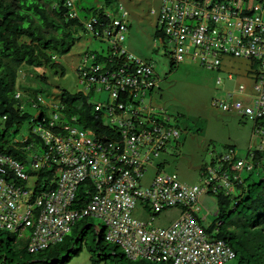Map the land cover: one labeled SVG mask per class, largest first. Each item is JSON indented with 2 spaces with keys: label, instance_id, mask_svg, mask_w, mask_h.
<instances>
[{
  "label": "built area",
  "instance_id": "obj_1",
  "mask_svg": "<svg viewBox=\"0 0 264 264\" xmlns=\"http://www.w3.org/2000/svg\"><path fill=\"white\" fill-rule=\"evenodd\" d=\"M158 17L172 48V60L178 64L191 59L190 48L195 47L202 52L196 51L193 60L209 69L221 66V50L235 57L259 61L264 71V3H253L250 8L245 0H163ZM219 23L224 24L222 29L231 28L232 31L229 34L218 31L216 25ZM114 24L115 29H107L105 33L112 43L116 40L111 38L115 31V37L122 42L127 31L125 21L115 20ZM88 28L93 29V25L88 23ZM122 53L138 65L136 74H125L124 70L98 74L99 68H95L94 75H86V88L106 84L109 87L110 80H115L113 97H117L119 88L129 86L139 98L145 94L142 90L157 85L152 63L137 60L124 49ZM93 82L99 84H91ZM221 82L219 79L218 84ZM254 91L259 94L254 107L246 106L241 100L232 104L220 100L219 106L214 102L213 105L223 111L236 110L239 115L253 119L256 124L254 136L261 140L245 157L230 149L229 154L221 158L220 169L208 166L202 186L183 183L176 174L159 171L148 189L139 188V182L147 172L146 166L152 162L150 153L142 156L140 149L144 145L159 152L166 139L178 136L176 130L157 128L153 133L144 131L135 135L130 133L134 129L130 122L120 120V125L126 124L132 130L124 132L123 141L112 142L90 137L77 128L70 127L71 135L65 137L38 128L36 132L45 140L46 154L35 157L34 169L55 171L57 188L38 194L34 186L29 204L22 211L20 201L30 190L7 178L11 172H15L20 180H29L30 175L23 164L0 152V229L17 232L19 238L24 237L25 230H31L28 251L37 253L62 242L80 219L98 217L106 223V242L117 244L133 261L224 264L235 259L236 253L225 241L212 237L203 229L199 212L204 194L216 195L224 189L232 193L235 182L241 179L240 173L245 169L253 170L259 164H255L254 159L256 152H264V125L260 123L264 118V72ZM244 92L245 87L241 86L238 96H243ZM101 107L99 104L97 109ZM132 116L136 119L137 112L132 111ZM57 119L56 115L52 127ZM117 119H113L114 122ZM34 147L31 145L28 149ZM261 163L264 165V156ZM227 164H233V176L225 171ZM91 180L96 184L97 194L85 209L75 208L78 191ZM138 201H142L152 214L149 223L133 218L132 212ZM176 207L183 208L184 213L171 228L154 227L155 215ZM210 214L207 211L203 220Z\"/></svg>",
  "mask_w": 264,
  "mask_h": 264
},
{
  "label": "trees",
  "instance_id": "obj_2",
  "mask_svg": "<svg viewBox=\"0 0 264 264\" xmlns=\"http://www.w3.org/2000/svg\"><path fill=\"white\" fill-rule=\"evenodd\" d=\"M97 1L98 4L90 6L91 3L94 4L90 0H75L72 4H70L71 0H0V127L4 128V132L0 134V152L13 160L19 161L24 165V169H26L24 163L27 162L25 157L27 153L24 151L23 146L29 147L33 145V142L30 139L16 141L15 136L19 134L18 127L29 119H32L33 123L32 136L36 138V142L44 150L45 140L36 132L38 128L51 130L55 132L54 134L65 137L71 135V127L85 131L88 136L98 137L100 140L123 141L124 132L131 128L126 124L115 123L113 119L120 118L119 116L127 111L131 113V116L129 118L122 117L120 120L125 123L130 122L131 127L134 128L133 131H130L131 134L134 132L135 135H139L144 131L153 133L157 128L179 131L177 127L161 123L157 117L159 115L155 112L152 104L146 103L148 93L152 97L155 90L161 88V79L157 74L155 76L158 82L157 85L142 90L145 94H141L139 98L134 88L129 86L124 89L119 88L117 97H113V90L116 88L115 80H110L109 87L108 84L91 85L90 88L85 89L87 92L81 91L73 94L67 90H61L57 95H49V97H54L57 100L54 105L59 107L58 111L56 110V114L59 112V120L56 121L54 127L51 126L54 117L53 109H50L42 95L29 93L30 97H26L30 100L32 108L42 110V112L36 117H32L27 112L26 102L28 101H26L24 94L17 89L19 73L23 66L35 69H56L57 74L65 76L66 71L63 67L60 70L59 67L61 66L57 63V60L59 57L71 52L77 42L73 34L77 35L79 31L92 33L95 39L108 42L113 48L117 46V43H115L117 42L116 32L114 31V35L111 37L116 40L111 43L105 31L115 29V20H121L112 15L117 11V14H120L119 10H122L121 3L116 0ZM256 1L264 2V0ZM90 12H93V16L88 18L87 15ZM74 13L75 16H73ZM96 13H98V16L95 15ZM125 13L129 15L124 10L122 18L127 17V15L124 16ZM152 15L157 16V12ZM122 20L124 21V19ZM88 23L93 25V29L88 28ZM97 33L99 34L97 35ZM156 37L164 43L168 41L167 44H169L164 27L156 32ZM118 48L119 45L110 57L93 54L92 57L96 65L92 70L85 65L79 66L76 70L80 84L83 81L82 84H85L86 87V84H88L87 79H85L88 78L86 75L89 77L94 75L92 71L95 68H99L98 74L118 73L121 70H124L125 74H136L138 65L130 61L127 62L125 55L123 56ZM170 61L172 72L178 68L179 64L172 58ZM252 61L260 63L256 60ZM219 68L216 70H219ZM259 78L260 76L257 77V82ZM36 79L42 84H50L46 72L36 76ZM91 84L99 83L93 82ZM99 90L109 92L110 98L103 103H94L92 101L93 93ZM18 94H20L19 97ZM99 104L103 107L98 110ZM137 106L138 108H136ZM132 107L135 108L132 110ZM129 109L137 112L136 119ZM262 121H264V118ZM168 139L165 140L159 152L151 150L149 146H142V148H148L152 162L155 158L160 157L163 150H166L165 145ZM262 155L264 153L256 152L255 164L261 162ZM232 165L227 164L224 169L233 176L235 173L231 169ZM56 177L55 171L42 170L36 179L35 185L32 186H35L38 194L50 192L57 188ZM7 179L13 181L19 179V177L15 172H11L10 177ZM251 179L252 177L243 180L241 177L239 181L235 182V189L238 191L236 195L225 189L217 195L219 203L218 220H223L221 227L224 226L225 228L220 229L215 238L223 240L229 245L236 253V258L239 259L240 264H264V179L247 184V181ZM27 181L20 180L22 185H26ZM96 194V184L91 180L89 184L84 185L78 191L74 207L80 210L85 209ZM75 226L77 227V225ZM82 227L77 228L79 236L84 230H82ZM215 230L216 224L214 223L212 229L207 232L213 234ZM3 231L0 230L1 236L4 235ZM88 231H90V228ZM88 231L83 233L78 243L76 241L79 236L77 239L66 236L62 242L37 253L28 251L27 238L25 239L27 246L25 244L23 254L27 253L29 255L28 259H40L44 262L55 260L56 263H60V260H62L63 263H66L71 259L72 254L80 255L84 250L83 246L86 244L87 250L92 255V264H135L133 260L126 257L125 253H119L118 249L115 250L106 243L104 229L91 238L88 237ZM73 247H75L73 251L68 254ZM0 260L5 264H17L19 262L15 249L12 248V245L7 248L2 239H0ZM137 261H139L138 264H148V262L150 264H166L147 260Z\"/></svg>",
  "mask_w": 264,
  "mask_h": 264
},
{
  "label": "rangeland",
  "instance_id": "obj_3",
  "mask_svg": "<svg viewBox=\"0 0 264 264\" xmlns=\"http://www.w3.org/2000/svg\"><path fill=\"white\" fill-rule=\"evenodd\" d=\"M93 1L94 4H98L97 0ZM101 1V0H100ZM121 3L122 10H119L112 15L116 18L124 19L127 31L124 32L125 41L122 42V46L130 54L134 55L137 59L144 62L152 63L155 69V73L161 79V88L156 89L153 96L150 93L147 95V104H152L155 112L161 123L177 127L180 131V138L170 137L166 142L165 148L160 157L155 158L152 162H149L147 172L140 180V188L145 190L151 186L153 179L161 171H165L168 174H178L181 181L190 185H202L204 180L203 173H206L207 166H215L221 168V158L229 154L230 149H235L236 153L241 157L247 156L249 150H255L261 139L254 136L256 124L253 119L249 117H243L238 114L236 110L223 111L219 107H215L214 102L219 106L220 100H227L228 104H232L234 101L241 100L246 106H252L256 104V99L259 96L254 91L257 77L264 71L258 62L243 58L235 57L231 54L224 53L220 50L219 59L221 60V66L219 70H212L207 65H202L200 62L193 60V55L196 51L202 52L201 49L191 47L190 54L191 59H187L178 65V68L171 72L170 59L172 58V48L170 44L161 42L156 37V32L163 27L158 21L159 11L161 10L163 0H116ZM247 5L252 8L253 3L256 0H245ZM102 5V3H100ZM95 7V6H94ZM156 10L157 16L152 15L151 11ZM126 10L129 15L126 18H122L123 11ZM98 16V13L95 14ZM88 18L93 16V12H90ZM85 19V17H84ZM224 24L219 23L216 28L220 32H226L229 34L231 28L222 29ZM239 34V32H236ZM77 41L71 52L65 56L58 58V64L60 70L63 67L66 71L65 76L56 73V69H35L28 66H23L21 74L24 78H19L17 89L24 94V97L29 98V93H36L42 95L46 99L47 103H56L54 97L49 95L58 94L61 90H67L70 93L77 94L81 91H86V87L80 84L77 68L85 65L90 70L96 65L93 60V54H99L104 57H110L116 51L108 42H104L101 39H95L92 33L86 31H79V33L73 34ZM86 58L88 61L86 62ZM46 72L49 85L42 84L37 81L36 76L42 75ZM36 75V76H35ZM35 77V78H34ZM221 79V84H218V80ZM244 86L245 92L242 97H239L240 87ZM16 92V91H15ZM87 92V91H86ZM230 95V96H229ZM249 95V96H248ZM227 96V97H226ZM26 98V110L32 116H38L42 110H36L32 108L30 100ZM110 98V93L104 90L95 91L92 96L94 103H103ZM135 107H132L133 110ZM138 108V106L136 107ZM129 109V110H131ZM131 113L128 111L119 116L115 123H118L120 119L129 118ZM19 134L15 136L16 141H24L30 139L33 142V146L36 148L32 151L28 147L23 146L26 154L27 162L24 163L26 172L29 173L30 179L26 185H22L19 179H14L13 182L17 183L20 187L30 190L27 197H23L20 201L22 211L25 210L29 204L28 199L33 193V186L36 179L39 177L41 171H35L34 161L35 157H43L46 152L41 145H38L36 138L33 137V123L32 119H29L23 125L18 127ZM4 132V128L0 127V134ZM148 152V148H141L140 153L144 156ZM264 155H262L263 157ZM215 161V163H213ZM243 180L252 177L247 181V184L260 181L264 179V165L259 163L253 170L245 169L241 173ZM232 194H238L235 189ZM202 210L199 212L201 218V226L204 230L215 223L216 230L211 235H215L224 229L221 227L223 220H218L216 213L219 211V203L217 195L204 194L201 197ZM205 207V208H204ZM207 211L211 214L206 220L203 217L206 216ZM184 211L181 208H169L155 217L154 227L160 229L171 228L175 222H177L183 215ZM133 218L149 223L152 221V214L145 207L142 201H138L136 208L132 212ZM94 225L95 228L90 227L88 231V237H92L97 234V231H102L106 227V223L98 217H88L80 219L77 222V227L67 234L68 237L77 239V228L83 226L82 230L88 225ZM228 224V223H227ZM226 224V226H227ZM1 230V229H0ZM4 230V229H2ZM0 239L4 241L5 246L8 248L12 245L18 254L19 262L17 264H92L91 253L87 250L86 244L83 246L84 250L80 255L72 254L71 259L63 263L56 261L44 262L40 259H28L29 255L23 254L25 239L31 236L30 230L23 232L25 238H19L17 232L3 231ZM111 247L118 249L119 253H124L123 249L115 243L106 242ZM117 247V248H116ZM139 261H134L138 264ZM0 264H5L0 260ZM148 264H150L148 262ZM169 264V263H166ZM224 264H240L238 258L228 261Z\"/></svg>",
  "mask_w": 264,
  "mask_h": 264
},
{
  "label": "clouds",
  "instance_id": "obj_4",
  "mask_svg": "<svg viewBox=\"0 0 264 264\" xmlns=\"http://www.w3.org/2000/svg\"><path fill=\"white\" fill-rule=\"evenodd\" d=\"M75 0H73V2H74ZM72 2V3H73ZM257 2H259V1H254V3H257ZM261 3H264V2H261ZM72 7H74V6H72ZM153 11L156 13V11L153 9L152 11H151V13L152 14H154L153 13ZM73 16H75V13L73 14ZM128 29V28H127ZM125 37V36H124ZM125 41V38H124V40L122 41V42H124ZM119 40L117 39V42H115V43H117V46L116 47H118V45H119V50H120V52L122 53V50L124 49L125 50V48L122 46V42H119ZM163 44H165L164 43V41H161ZM115 47V48H116ZM126 52L128 53V54H130L127 50H126ZM122 55L124 56L125 55V59H127V62H132V60H130V59H128V57H127V55L126 54H123L122 53ZM130 55H132V54H130ZM134 56V55H133ZM135 57V56H134ZM136 58V57H135ZM137 59V58H136ZM137 60H139V59H137ZM140 61H142V60H140ZM142 62H144V61H142ZM133 63V62H132ZM136 64V63H135ZM25 76H23L22 74H21V71H20V73H19V78H24ZM81 85L82 86H84L82 83H81ZM246 89V88H245ZM227 97V96H226ZM239 97H242V96H239ZM48 105H49V107H50V109H53V115H54V117H53V121H54V118H55V116L57 115L58 116V119L57 120H59V112L56 114V112L58 111V106H55L54 104L55 103H47ZM101 105V104H100ZM63 108V107H62ZM57 110V111H56ZM55 112V113H54ZM56 120V121H57ZM263 120V119H262ZM260 121V123L261 122H263V123H261V124H263L264 125V121ZM52 121V122H53ZM56 121H55V123H56ZM178 132V136H174V137H177V138H180V136H181V134H180V131H177ZM234 149V148H233ZM264 153V152H263ZM208 167V166H207ZM206 167V168H207ZM161 171V170H160ZM165 172V171H164ZM175 174V173H174ZM204 174V173H203ZM178 177H179V175L178 174H176ZM179 179H180V177H179ZM180 181H181V179H180ZM181 182H183V181H181ZM183 183H185V182H183ZM187 184V183H186ZM190 185V184H189ZM197 186H202V185H197ZM206 194H209V193H206ZM214 195V194H213ZM216 195H218V194H216ZM177 208H181V207H177ZM182 210H183V208H181ZM184 211V210H183ZM158 215V214H157ZM157 215H155V217L157 216ZM216 216L217 217H219V211L216 213ZM181 218V217H180ZM175 224V223H174ZM214 224V223H213ZM213 224H211V227H209L208 229H207V231L208 230H211L212 229V226H213ZM156 228V227H155ZM158 229H160V228H158ZM168 229V228H167ZM97 232H100L99 230L97 231ZM210 234V233H209Z\"/></svg>",
  "mask_w": 264,
  "mask_h": 264
},
{
  "label": "water",
  "instance_id": "obj_5",
  "mask_svg": "<svg viewBox=\"0 0 264 264\" xmlns=\"http://www.w3.org/2000/svg\"><path fill=\"white\" fill-rule=\"evenodd\" d=\"M90 227L95 228L94 225L88 224V225L84 228V230L82 231V233L80 234L79 238L77 239V241H76L77 243L79 242V239L81 238V236L83 235V233H84L85 231H88V229H89ZM74 248H75V247H73V248L69 251L68 254H70V253L73 251ZM50 261H54V260H49L48 262H50Z\"/></svg>",
  "mask_w": 264,
  "mask_h": 264
},
{
  "label": "bare ground",
  "instance_id": "obj_6",
  "mask_svg": "<svg viewBox=\"0 0 264 264\" xmlns=\"http://www.w3.org/2000/svg\"><path fill=\"white\" fill-rule=\"evenodd\" d=\"M153 93V92H152ZM65 105V104H64ZM64 108V107H63ZM163 154V153H162Z\"/></svg>",
  "mask_w": 264,
  "mask_h": 264
}]
</instances>
